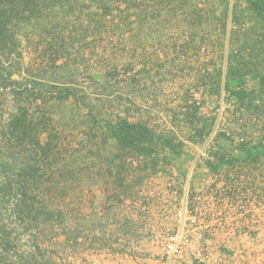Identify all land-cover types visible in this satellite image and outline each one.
Wrapping results in <instances>:
<instances>
[{
  "label": "rangeland",
  "instance_id": "1",
  "mask_svg": "<svg viewBox=\"0 0 264 264\" xmlns=\"http://www.w3.org/2000/svg\"><path fill=\"white\" fill-rule=\"evenodd\" d=\"M260 9L0 0V264H119L136 247L124 232L140 229L137 204L154 199L155 180L203 165L199 153L232 136L230 119L239 145L251 142L252 113L238 114L230 92L263 82L251 68L264 61ZM258 94L246 102L263 104Z\"/></svg>",
  "mask_w": 264,
  "mask_h": 264
},
{
  "label": "crops",
  "instance_id": "2",
  "mask_svg": "<svg viewBox=\"0 0 264 264\" xmlns=\"http://www.w3.org/2000/svg\"><path fill=\"white\" fill-rule=\"evenodd\" d=\"M261 64L262 70L258 69ZM251 68H255L250 70L252 74L257 71L264 75V61L255 62ZM262 80L251 88L254 92H230L237 113L248 112L254 117L247 115L256 123L250 122L252 127L256 125L251 142L239 145V125L230 119L232 136L220 139L217 151L210 153L211 160L198 167L189 182L186 167L171 177L155 180L158 185L148 188L155 191L154 199L137 204L140 229L124 232L128 247H136L122 253L119 264H264V117L260 113L264 98L263 104L256 102L257 106L245 98L259 95L264 76ZM179 212L195 219L192 224L185 218L190 242L179 256L166 257L164 242L177 231Z\"/></svg>",
  "mask_w": 264,
  "mask_h": 264
},
{
  "label": "built area",
  "instance_id": "3",
  "mask_svg": "<svg viewBox=\"0 0 264 264\" xmlns=\"http://www.w3.org/2000/svg\"><path fill=\"white\" fill-rule=\"evenodd\" d=\"M211 160L210 154L208 152L202 151L199 153V163L205 164L206 160ZM197 169V166H192L190 171L187 174L188 182L194 177V172ZM178 217L180 219V225L175 233L167 236L164 242V252L166 257H176L179 256L182 252L184 246L189 242V235L187 233L186 220L189 223H195V219L189 215V213L179 212Z\"/></svg>",
  "mask_w": 264,
  "mask_h": 264
},
{
  "label": "trees",
  "instance_id": "4",
  "mask_svg": "<svg viewBox=\"0 0 264 264\" xmlns=\"http://www.w3.org/2000/svg\"><path fill=\"white\" fill-rule=\"evenodd\" d=\"M250 3L252 4V6L258 10L261 14L264 13V4L263 5H258V3L256 2H253L252 0H249ZM4 23L2 22V20L0 19V41L2 40L1 38V35H2V30H3V26H6V25H3ZM25 118V117H24ZM22 119V118H21ZM10 123H12V125H14V120L13 122L11 121ZM120 126L122 127V129L126 128V127H129L128 123H125V122H122L120 124ZM131 132L129 131H121L119 136L122 137V138H125V137H128L130 135ZM25 132H22V134H19L17 137H14L15 138V141H23L25 139ZM7 190V182L4 183V186H0V193H4L5 191ZM21 193V199L19 201H17L16 204H13V212H14V215L15 216H19L20 218L23 217L24 214H26V212L28 211V206H27V196H26V192L25 191H21L19 192Z\"/></svg>",
  "mask_w": 264,
  "mask_h": 264
}]
</instances>
